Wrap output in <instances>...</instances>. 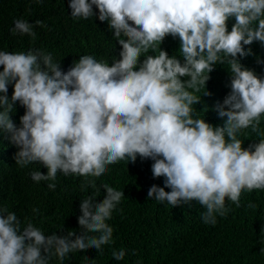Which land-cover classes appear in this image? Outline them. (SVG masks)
<instances>
[{"label":"clouds","instance_id":"obj_1","mask_svg":"<svg viewBox=\"0 0 264 264\" xmlns=\"http://www.w3.org/2000/svg\"><path fill=\"white\" fill-rule=\"evenodd\" d=\"M93 6L122 46L120 58L110 65L83 55L64 71L51 52L0 49V130L18 147L19 167L39 163L47 169L32 171L34 182L53 181L47 187L55 190L58 172L76 175L85 178L81 191L104 188L106 195L100 202L95 194L81 201L79 234L45 235L31 221L22 227L15 212L0 209V264H50L53 258L63 264L69 253L88 249L102 254L104 245L115 242L106 221L122 211L117 206L125 195L107 184L97 188V179L122 160L152 159V174L164 177V187L152 185L148 198L172 207L195 202L212 226L230 210L226 200L239 208L242 193L264 190V79L238 60L251 54L244 46L264 45V0L68 2L74 21L96 16ZM34 26L47 27L41 20L16 19L9 31L34 40ZM167 36L179 38L183 61L161 49ZM150 50L159 54L148 55ZM217 64H227L232 73L231 91L216 105L226 118L222 126L200 118L193 107ZM17 102L25 108L19 126L10 115ZM248 129L258 142L245 148L239 137L248 136ZM125 255L123 248L112 251L115 260Z\"/></svg>","mask_w":264,"mask_h":264},{"label":"trees","instance_id":"obj_2","mask_svg":"<svg viewBox=\"0 0 264 264\" xmlns=\"http://www.w3.org/2000/svg\"><path fill=\"white\" fill-rule=\"evenodd\" d=\"M68 2L44 0L43 4H37L35 0H0V49L36 48L51 52L54 61H61L64 71L83 55H92L110 65L114 59H119L122 46L109 31L108 22L98 19V9L93 6L97 13L93 18L74 21ZM16 19L33 24L41 20L47 27L34 26V40L26 34L12 35L9 26ZM234 22V18L228 21L229 31ZM179 45L178 37L167 36L161 49L170 57L175 55L183 61ZM244 47L245 52L250 49L251 54L238 56L239 62L264 79V63H257L258 58L264 61V45L254 41ZM158 54L159 50L148 53ZM144 58L141 56L140 60ZM209 75L206 88L195 93L202 98L193 107L200 118H205L213 126H222L226 118L219 117L216 105L222 104L231 91L232 73L227 64H217ZM206 90L210 95L202 96ZM12 92L10 96L7 94L9 98ZM15 109L10 115L19 126V118L25 108L17 102ZM260 127L264 132V116L261 117ZM245 131L249 135L241 134L239 138L244 140L243 147L247 148L257 143L258 137L250 129ZM10 135L0 130V209L15 212L22 227L31 221L45 235H67L70 231L79 234L81 229L77 218L81 215V201L95 194L96 201L100 202L106 195V189L101 188L97 192L89 187L81 191L84 177H65L59 172L55 190L47 187L53 181L34 182L30 173L37 170L46 173L47 169L39 163L19 167L15 160L18 147L11 142ZM153 163L150 158L141 159L138 156L135 163L122 160L108 166L109 171L97 179V188L107 184L125 195L117 206L122 211H114L112 218L106 221L114 229L115 242L104 245L102 254L96 249L69 253L63 264H264V190L242 193L239 208L226 200V207L230 210L225 217L217 215V223L212 226L203 222L202 213L206 209L195 202L191 207L186 204L172 207L166 201L157 202L148 198L152 185L164 187V177L156 178L152 174ZM165 191L171 189L165 188ZM249 203L257 207L248 208ZM33 208L38 212L34 213ZM121 248L126 255L122 260H115L112 251ZM50 264L60 262L53 258Z\"/></svg>","mask_w":264,"mask_h":264}]
</instances>
